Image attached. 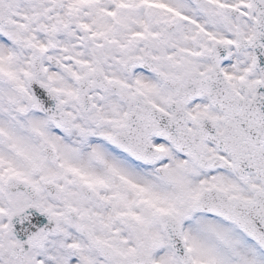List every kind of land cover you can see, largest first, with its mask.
<instances>
[{"label": "snow or ice", "instance_id": "6c2138e0", "mask_svg": "<svg viewBox=\"0 0 264 264\" xmlns=\"http://www.w3.org/2000/svg\"><path fill=\"white\" fill-rule=\"evenodd\" d=\"M0 264H264V0H0Z\"/></svg>", "mask_w": 264, "mask_h": 264}]
</instances>
